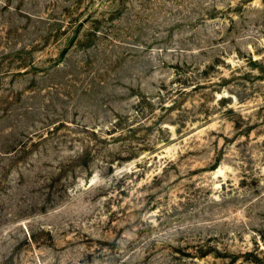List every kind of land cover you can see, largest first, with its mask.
I'll use <instances>...</instances> for the list:
<instances>
[{
    "label": "rangeland",
    "instance_id": "1",
    "mask_svg": "<svg viewBox=\"0 0 264 264\" xmlns=\"http://www.w3.org/2000/svg\"><path fill=\"white\" fill-rule=\"evenodd\" d=\"M0 264H264V0H0Z\"/></svg>",
    "mask_w": 264,
    "mask_h": 264
}]
</instances>
